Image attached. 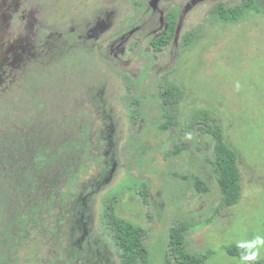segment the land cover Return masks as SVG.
Instances as JSON below:
<instances>
[{
  "label": "rangeland",
  "instance_id": "374dc122",
  "mask_svg": "<svg viewBox=\"0 0 264 264\" xmlns=\"http://www.w3.org/2000/svg\"><path fill=\"white\" fill-rule=\"evenodd\" d=\"M39 1H14L43 9L31 15L18 8L13 17L24 13L22 22L11 25L0 18V41L23 39L33 47L25 78L0 79V116L6 120L11 110L18 119L42 108L46 115L58 116L64 133L76 134L84 121L97 132L94 141L108 143L93 155L101 156L102 165L87 176L103 180L97 189L96 181L81 184L67 191L68 199L65 191L53 199L49 183L41 184L46 192L29 204L30 224L20 226L19 244L2 247L9 262L10 257L12 263L25 262L28 256L33 264H123L107 228L112 198L117 215L148 229L150 264H178L170 248L176 223L188 225V249L207 253L205 264H246L227 252L234 243L264 259V0L262 13L249 12L238 23H225L210 10L219 1L235 6L241 0ZM154 3L162 14L179 6L180 29L175 42L152 63H144L149 57L146 37L159 25L160 14L152 21L149 15L136 28H121L135 19L137 8H144L143 15ZM27 23H34V29ZM93 24V30L106 31L99 44L110 33L114 40L106 41V47L115 50V43H122L120 60L104 57L90 36ZM190 30L195 34L186 42L183 36ZM155 76L162 86L181 90L173 110L175 124L164 131L159 128L165 118L159 86L152 85ZM76 93L83 103L80 115L66 122L63 111L57 112L59 103L70 96L75 100ZM132 98L141 101L136 120ZM98 102L108 106L97 110ZM200 111L219 116L226 140L239 154L244 194L236 206L220 207L221 190L209 162L213 137L201 129L188 131ZM192 175L200 176L210 190L199 192Z\"/></svg>",
  "mask_w": 264,
  "mask_h": 264
},
{
  "label": "trees",
  "instance_id": "16d2710c",
  "mask_svg": "<svg viewBox=\"0 0 264 264\" xmlns=\"http://www.w3.org/2000/svg\"><path fill=\"white\" fill-rule=\"evenodd\" d=\"M262 1L241 0L235 6H227L224 2L219 1L210 12L212 16L225 23H238L249 12L262 13ZM179 10V6H176L168 12L166 25L168 27L160 37L154 39L156 40L154 41L156 50L162 49L168 41L170 42L175 37ZM194 34V30H190L184 34L183 39L188 42ZM167 97L170 99L172 108L168 107L166 101L163 100ZM133 98L130 100L131 104L137 107L133 110L132 116L136 120L135 113L139 111L141 114L139 107L141 101L136 99L133 102ZM180 98L179 87L166 85L162 88L159 105L165 121L159 125L161 130H168L175 124L173 110ZM57 112L59 113L60 110ZM12 114L11 110L8 111L6 120L0 116V246L6 248L19 244L17 233L20 226H29L28 206L32 200H37L42 193L46 192L45 187L41 185L44 182L49 183L51 191H54L55 194L51 195L53 199L58 198L62 191L66 192L68 199L67 191L73 187L77 188L81 184H95L96 181L95 189L101 185L103 180H99V176L95 181L96 176L92 179H88L87 176L90 169H94L95 165L102 163L99 159L101 156H93L94 153H98L108 143L104 140L94 141L93 136L97 132L92 133L93 128L88 130L84 121L76 134L64 133L58 116L56 114L48 116L42 108L33 116L24 113L16 119L14 118L15 114ZM220 121L216 114L200 111L192 120L188 131L201 129L209 133L215 141L214 158L209 159V162L221 190L220 207L225 209L240 203L244 187L239 154L226 140ZM100 174L102 173L98 175ZM183 177L189 178L188 176ZM192 178L194 186L199 192L210 190L200 176L192 175ZM72 199L79 201L77 196ZM115 203L116 198H112L108 202L107 228L119 250L122 263L150 264V251L146 243L148 229L117 215ZM77 207L75 206V210ZM72 213L74 214L73 210ZM188 231V225L182 223H176L171 228L172 255L178 264H205L208 258L207 253L195 254L188 249ZM226 250L230 255L243 260L246 264H264V259L261 256L243 244L228 245ZM254 254L257 257L255 260L245 259V257ZM8 262L7 257L3 259V264H8Z\"/></svg>",
  "mask_w": 264,
  "mask_h": 264
},
{
  "label": "flooded vegetation",
  "instance_id": "af4514ba",
  "mask_svg": "<svg viewBox=\"0 0 264 264\" xmlns=\"http://www.w3.org/2000/svg\"><path fill=\"white\" fill-rule=\"evenodd\" d=\"M15 0H0V18L3 17V18H8L9 20V23L11 22V25H12V22H15L16 20L17 21H20L22 22V19H24V17L26 16L24 13H17L18 16H15L13 17V15L18 11V8L19 9H22L20 12H30L31 15H34L35 13L40 14L41 13V10H43L39 5L37 4H19V5H16V2H14ZM36 2H40L39 0H36ZM156 3L154 4H150L151 7L150 8H146L144 13L145 14H141L142 13V10L144 8H141V9H138V14L137 16H135L134 18L136 19V17H138L137 20H130L129 23L127 24H124V26L121 28V29H125L127 27H132L133 28H136L137 25H141V23H144L146 22V20L148 19V16L151 15V21L153 20V17L155 15V13L158 12V14H160L158 16L157 19H159V25L156 26L155 28H153L147 35L146 37V41L149 42L148 47L145 48V57L146 56H149L148 59L146 58V61H144V63H152V61H154L155 57L157 56V53L163 51L164 48H166L168 45H170V43H172L173 41L175 42V40H177V37H178V33H179V29H180V23H179V20L177 22V31H176V35L173 39H171V41L167 42L165 44V46L160 49V50H156L155 46H154V40L155 38H158L161 36L162 32H164L166 30V28L168 26L167 25V21H168V12L171 10L169 9L165 14H162V10L159 11L158 9H154L152 6H154ZM18 17V18H17ZM148 19V20H149ZM179 19V17H178ZM31 21V20H30ZM1 24V23H0ZM28 25H26L29 29H34L33 27V24L34 23H27ZM95 24H93L91 27H90V36H94L95 37V43L99 44V38L100 36H102L103 33H105L106 31L104 32H101L102 30L100 29H96V30H93V26ZM99 24L97 25V27L99 28ZM8 32H13L11 28L8 29ZM116 34H113V36L115 37ZM125 36L122 37V40H124ZM109 40H114V38H112V33H110V35L105 38L104 40L101 41V43L99 44V47L101 48L100 50L102 51L104 57L106 58H109L111 55L113 59H118L120 60V57L118 56V51H119V48L120 46L122 45L121 42H116V49L114 50L113 48V45H109L106 47L105 45V42L106 41H109ZM4 41V42H3ZM121 43V44H120ZM138 42H135L134 45H139L137 44ZM119 47V48H118ZM113 48V49H112ZM33 50V47L29 45V43H24L23 42V39H20V41L18 42L17 40H14V41H9V40H1L0 41V79L2 77H5V78H13V77H22V78H25L29 73H30V63H29V56H30V53L32 52ZM144 67V66H143ZM156 79L153 80L152 82V85L154 87H158L159 86V89H160V92H159V95L161 94V90L164 86H162L161 82H160V79L158 78V76H155ZM2 80V79H1ZM0 80V81H1ZM143 83V82H142ZM140 84V83H139ZM166 86V85H165ZM139 88V86H137ZM73 97L70 96V98H66V100L68 101H64L63 103H59V107L58 109L63 111V114L62 116L64 117L65 121L68 122L69 119L73 116L75 117H79L80 115V110L82 108V105L83 103L80 102V98L78 97V94L76 93L74 95V99H72ZM162 100V98H161ZM164 101H166V104L168 105V107L172 108L173 106L171 105V102H170V99L167 97V98H164L163 99ZM108 106V103H100L98 102L96 104V109L97 110H101L100 109V106L101 107H104V105ZM39 105H42L44 106V104H39ZM92 105V104H91ZM175 106V105H174ZM68 111V112H67ZM69 112H72V113H69ZM7 256L6 255H3V252H2V246H0V264H3V259H5ZM10 261L8 264H33V261L32 259H30L28 256H27V259L26 261H21L19 263H15L13 262L12 263V260H11V257H10Z\"/></svg>",
  "mask_w": 264,
  "mask_h": 264
},
{
  "label": "clouds",
  "instance_id": "9594fccd",
  "mask_svg": "<svg viewBox=\"0 0 264 264\" xmlns=\"http://www.w3.org/2000/svg\"><path fill=\"white\" fill-rule=\"evenodd\" d=\"M260 238H258V240H259ZM261 242H264V240H262ZM257 257H256V255L254 254V255H252V256H250V257H245V259L246 260H255Z\"/></svg>",
  "mask_w": 264,
  "mask_h": 264
},
{
  "label": "water",
  "instance_id": "95a60500",
  "mask_svg": "<svg viewBox=\"0 0 264 264\" xmlns=\"http://www.w3.org/2000/svg\"><path fill=\"white\" fill-rule=\"evenodd\" d=\"M155 1H157V0H155Z\"/></svg>",
  "mask_w": 264,
  "mask_h": 264
}]
</instances>
